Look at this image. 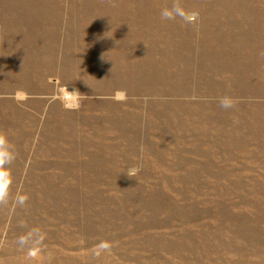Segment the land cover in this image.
<instances>
[{"label": "rangeland", "instance_id": "374dc122", "mask_svg": "<svg viewBox=\"0 0 264 264\" xmlns=\"http://www.w3.org/2000/svg\"><path fill=\"white\" fill-rule=\"evenodd\" d=\"M0 264H264V0H0Z\"/></svg>", "mask_w": 264, "mask_h": 264}, {"label": "clouds", "instance_id": "9594fccd", "mask_svg": "<svg viewBox=\"0 0 264 264\" xmlns=\"http://www.w3.org/2000/svg\"><path fill=\"white\" fill-rule=\"evenodd\" d=\"M66 90H67V86H66ZM72 93L77 94L78 96L81 95V94H80L78 91H76V90H73ZM220 104H221V107H223V108H225V109L232 107V103H231V102L225 103V102H224V99L221 100ZM134 171H135V170H134ZM134 171H133V174H134Z\"/></svg>", "mask_w": 264, "mask_h": 264}]
</instances>
